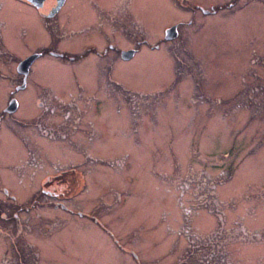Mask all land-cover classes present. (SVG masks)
<instances>
[{
  "label": "rangeland",
  "instance_id": "rangeland-1",
  "mask_svg": "<svg viewBox=\"0 0 264 264\" xmlns=\"http://www.w3.org/2000/svg\"><path fill=\"white\" fill-rule=\"evenodd\" d=\"M26 1L0 0V113L10 95L20 101L1 120L0 184L18 203L38 191L40 176L12 169L29 157L27 133L42 144L31 152L45 163L41 176L72 165L77 172L40 193L20 263L10 258L25 237L4 244L0 236V264H264V0H128L134 52H113L111 80L38 59L16 91L22 57L44 34ZM175 24L178 36L166 39ZM32 92L50 107H63L55 94L68 100L64 113L72 98L80 108L70 119L29 113L28 121L57 124L56 141L15 121ZM73 119L75 147L60 138Z\"/></svg>",
  "mask_w": 264,
  "mask_h": 264
},
{
  "label": "flooded vegetation",
  "instance_id": "flooded-vegetation-1",
  "mask_svg": "<svg viewBox=\"0 0 264 264\" xmlns=\"http://www.w3.org/2000/svg\"><path fill=\"white\" fill-rule=\"evenodd\" d=\"M58 1L59 0H33L25 2L36 10L38 15L37 19L41 23L44 34L42 35L43 42L41 46L35 48V50L30 51L24 57H22L24 59L25 57L31 56L33 54L37 55L28 69L27 76L24 78L20 75L21 82L15 84L14 86L16 91L27 88L31 67L38 59L46 62L47 64L56 65L58 68L64 69H68L69 67H80L87 71L88 67H91L94 81L102 82L99 79H104V81L107 82L108 80H111L110 78H112L110 72L111 68H113V52L120 53L121 57L122 51L128 50V40L126 38L127 32L129 30L128 0H118L114 4L107 3V5L100 3L98 0H64L61 4H59ZM79 7L81 9H79ZM85 7L88 9L87 11ZM199 8L201 11H203V13H208V11L202 9L201 6H199ZM76 9H78L79 14L73 15ZM67 10L70 11V14H66ZM114 36L120 37L121 41L115 39ZM118 43L121 46L124 45V47H119ZM20 86L21 89H16V87ZM78 88L80 87L78 86ZM37 94V92H32V96L30 95L29 97L30 107L28 111L23 117L20 115H15L17 116L15 121L24 122L27 125L31 124L33 127H37L40 131L41 137H43V140L47 142L48 140L50 141V138L52 141H56L58 137H55L53 130H55L54 127H56L57 124L55 126H49L48 121H50V119L48 118L37 121L36 117H34L28 121L26 120L27 116H31L29 113L37 111V115L42 114L43 117L44 115L50 116V113L54 114L55 111H58L61 116H65L66 118L70 119L73 111L75 109L80 111V108L76 107V101L74 98H72L70 99L73 101V103L70 104L72 108L70 110L68 109L69 113H64V105L69 106L70 103L68 100L65 103L64 99L58 98L60 95L55 94L59 105H63V107H50V104L52 103L50 99L41 97L42 94L36 97ZM72 96H74V94H71V97ZM12 98H16L18 107L16 110L8 112L7 107ZM19 108L20 101L17 99V96L15 95V97H12L10 95L6 107H4L2 110L3 113H0V136H2V118L6 116V114L9 116L16 114ZM74 123L76 124L75 119H73L71 127L69 126L64 129V134L62 137H60L63 139L67 137L72 147L78 146V143L71 139L73 135L78 134V125H74ZM46 128L50 130V136L47 135ZM6 131L8 130L6 129ZM63 139H61L62 142H64ZM24 142H26L25 150L29 151V157H26V159L21 162V165H19L18 162L20 161V158H16L18 165L14 164L16 162H13L14 165L12 169L16 174H24L29 176L33 175L35 179L37 176H40L38 177V184L40 183L41 185L39 189H37L38 191L36 190L37 192L34 193L35 195H32L30 201L18 203L16 202L17 198L14 195V190L12 189L11 185L8 182L7 184H0V236L4 238V244H8L9 242H13L12 240H16L17 235H22L25 237V241L19 243L20 246L15 250L14 256L10 258L12 261L15 259L18 261V257L15 255H24L25 248L30 244H33V242L29 240L31 239L30 234L32 231L31 210L33 211L36 209V207H38L36 204L40 202V193L42 192L43 195L47 194L49 191L48 188L54 183L62 180L64 176L68 177V175L73 173L76 174L77 172V169H75L76 166L72 165L71 171H64V169L61 167L60 169H56L54 171L45 172L41 176L40 174L42 173V169L45 170L46 168L44 165L45 163L40 161L38 162L35 153L31 152H34L32 147L38 145L41 146L42 144L39 142L37 145H34L32 143L33 141L30 140L28 133L27 139L25 138ZM51 160L53 161L54 158H51ZM26 163L28 164L26 167V170L28 171H26L27 173H22V170L24 169L23 165ZM57 163L61 162L58 160ZM72 163L74 164V162ZM73 180H75V178H73ZM10 192L13 194H9ZM2 194L8 195L10 198H7L6 196L5 198L11 200V202L14 203H7V201L2 198ZM60 207L63 210L69 209V206L65 204H60ZM69 211L72 210L69 209ZM37 233L41 238L45 236L43 230L39 232L37 231ZM1 243L3 242H0V244ZM36 244L38 243L36 242ZM39 253L40 251L38 249L37 254L39 255ZM3 255H12V253L7 250L3 253ZM18 262L20 263L21 261Z\"/></svg>",
  "mask_w": 264,
  "mask_h": 264
},
{
  "label": "water",
  "instance_id": "water-1",
  "mask_svg": "<svg viewBox=\"0 0 264 264\" xmlns=\"http://www.w3.org/2000/svg\"><path fill=\"white\" fill-rule=\"evenodd\" d=\"M33 1V0H32ZM43 1V0H41ZM63 2V0H59L58 3L61 4ZM177 36V31H176V26H172L171 28L167 29V34H166V39H170V38H174ZM134 50H127V51H123L122 52V57L123 58H129L132 56ZM37 57L36 54H33L27 58H25L18 66V71L22 74H24V76H27L28 74V69L31 65V63L33 62V60ZM15 100L12 99L11 103L8 107V110L12 111L15 109Z\"/></svg>",
  "mask_w": 264,
  "mask_h": 264
},
{
  "label": "trees",
  "instance_id": "trees-1",
  "mask_svg": "<svg viewBox=\"0 0 264 264\" xmlns=\"http://www.w3.org/2000/svg\"><path fill=\"white\" fill-rule=\"evenodd\" d=\"M224 261V259H219V262H223Z\"/></svg>",
  "mask_w": 264,
  "mask_h": 264
}]
</instances>
